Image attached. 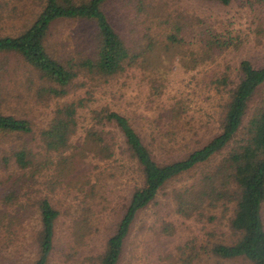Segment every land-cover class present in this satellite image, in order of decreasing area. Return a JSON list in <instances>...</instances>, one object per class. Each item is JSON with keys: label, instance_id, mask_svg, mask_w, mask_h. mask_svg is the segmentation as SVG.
Segmentation results:
<instances>
[{"label": "rangeland", "instance_id": "rangeland-1", "mask_svg": "<svg viewBox=\"0 0 264 264\" xmlns=\"http://www.w3.org/2000/svg\"><path fill=\"white\" fill-rule=\"evenodd\" d=\"M41 6L42 0H0V37H13L22 32L33 22ZM103 11L126 46L134 52L145 49L149 40H156L158 45L165 44L176 22L186 26L181 33L186 41L195 39L201 29L210 30L217 26L216 22H221L228 26L225 29L231 32L229 36L235 38L234 46L224 48L197 70L185 69L183 64L187 60L183 63L175 52L160 54L154 59L153 66L143 69L140 62L149 55L146 53L134 66L114 77H78L70 94L63 99L44 92L48 84L17 55L0 54V113L28 120L32 126L27 135L0 134V211L18 212L17 224L12 228L0 226V264H28L36 259L38 208L43 200L60 213L56 249L49 264H63L65 255L72 253L79 258L78 264L81 259L84 264H99L98 258L116 231L131 193L140 184L134 163L120 152L108 161L89 154L81 165H77L74 175L57 173L54 166L57 157L50 158L45 154L41 137L57 108L79 99L84 102L85 107L78 110L76 116L77 137L84 134V129L93 126L91 112L109 109L127 117L148 144L147 137L151 136L166 144L169 137L165 134H171V138L175 129L169 117H161L159 113L181 100L184 112L174 125L185 124L190 136H186L187 140L181 136L173 141L179 144L176 146H193L197 141L204 144L219 133L223 105L214 92H207L205 83L222 74L232 79L231 74L236 72L241 60H249L256 67L264 65V0H234L228 7L197 0H108ZM95 45L96 30L92 23L58 21L51 27L46 48L58 59H79L92 55ZM188 48L193 49V46ZM151 79L157 84L162 80L164 88L160 96L151 93ZM263 99L264 87L254 97L243 126H246L252 109ZM109 130L114 133L113 129ZM160 131L162 135L158 137ZM114 134L120 141L117 132ZM241 137L243 131L237 138ZM21 150L34 155L29 158L32 167L26 170L19 169L14 163L13 154ZM152 150L159 163L180 155V152L173 154L170 144ZM225 152L159 191L155 204L141 212L132 226L120 264H179L183 246L194 238L197 245L206 240L216 243L231 241L228 229L231 210L219 206L216 210H205L204 218L189 219L176 212L179 200L175 195H183L181 201L189 205L202 178L214 170ZM5 158L10 160L7 164L3 163ZM46 160L52 164H43ZM36 165L40 168L36 169ZM11 190H15L16 199L7 207L3 204V197ZM261 215L264 224V204ZM208 216H213V220L210 221ZM2 223L6 224L7 220ZM166 223L174 230L173 234L159 233V228L161 230ZM69 247L73 250L67 254ZM204 264L248 263L212 259Z\"/></svg>", "mask_w": 264, "mask_h": 264}, {"label": "trees", "instance_id": "trees-1", "mask_svg": "<svg viewBox=\"0 0 264 264\" xmlns=\"http://www.w3.org/2000/svg\"><path fill=\"white\" fill-rule=\"evenodd\" d=\"M107 1L42 0L40 12L28 27L13 37H0V54L17 55L48 84V87L43 89L44 92L53 98L63 99L70 94V89L74 88L73 82L78 77H114L124 72L126 68L134 66L137 59L146 53L149 55L140 62L143 69L153 66L154 59L160 54L175 52L182 58L183 63L187 60L183 64L185 69L197 70L196 68L205 66L224 48L234 46L235 38L229 36L231 32L225 29L228 26H223L221 22H216L217 26L209 28L210 30L201 29L192 41H186L182 37L181 33L186 26L176 22L173 33L166 38L165 44L158 45L159 42L157 43L156 40H149L145 49L131 51L103 11ZM197 1L228 7L234 0ZM58 21L92 23L96 30L93 54L79 59L71 57L58 59L48 52L46 44L50 30ZM236 38L238 39V36ZM192 46L193 49L188 48ZM231 75L232 79L222 74L205 83L207 92H214L219 97V101L223 102L219 133L207 143L201 144L197 141L192 144L193 146L190 144L176 146L179 144L173 141L175 138L180 139L182 136L187 140L186 136H190L187 134L188 128L184 127L185 124L174 125L184 112L181 100H176L159 113L161 117H169L175 129L171 138V134H165L169 137V141L165 143L172 146L174 155L180 152L179 158L166 163H159L154 158L152 150V148H164L166 144L153 136L147 137L150 141L148 144L146 138L136 131L130 120L120 113L109 109L91 112L90 121L93 126L84 129V134L77 137L76 116L78 110L85 107L84 102L79 99L77 102L63 104L55 110L54 117L41 137L45 154L50 158L57 157V161H53L57 173L74 175L81 161L89 154L101 161H108L113 160L117 152L134 163L139 172L140 184L131 193L116 231L107 240L105 249L98 258L99 264H120L132 226L141 212L155 204L159 191L168 183L208 162L223 151H226L223 159L212 172L202 178L189 205L181 201L183 195L179 193L175 195L179 200L176 212L189 219L204 218L205 210H216L219 206H223L226 211L231 210V217L228 220L231 241L216 243L206 240L201 242V245H197L194 238L185 243L178 262L204 264L215 259L264 264V224L261 215L264 204V99L259 106L252 109L246 126H243L254 97L264 87V65L256 67L249 60H241L236 72ZM160 82L157 84L151 79L150 89L153 96L162 94L164 84L162 80ZM109 128L113 129L114 133L117 132L120 141ZM31 131L32 126L28 120L0 113L1 135H27ZM242 131L243 137L237 138ZM161 135L160 131L158 137ZM13 156L14 163L19 169L26 170L32 167L33 162L29 159L34 158L32 153L21 150ZM9 161L3 159L4 164ZM43 164L49 165L52 161L46 160ZM37 168L40 166L36 165ZM3 198V204L10 207L16 199L15 190L9 191V195ZM38 209L39 229L35 234L36 259L27 263L49 264L56 249V226L60 213L47 200H43ZM17 213L16 210L0 211V226L12 228L17 224ZM208 219L212 221L213 216H208ZM3 220H7V223L3 224ZM77 232L76 229L75 234ZM173 232L174 230L167 223L161 230L159 228L160 234L171 235ZM72 250L73 247H69L67 254ZM65 257L63 264L71 262L78 264L79 258L75 254ZM80 264H84L83 259L80 260Z\"/></svg>", "mask_w": 264, "mask_h": 264}]
</instances>
